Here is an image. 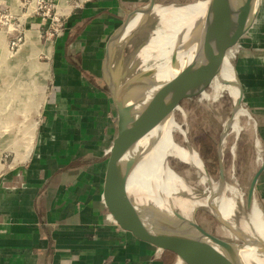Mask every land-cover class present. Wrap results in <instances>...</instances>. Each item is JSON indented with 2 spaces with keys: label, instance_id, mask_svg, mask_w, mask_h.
Segmentation results:
<instances>
[{
  "label": "crops",
  "instance_id": "1",
  "mask_svg": "<svg viewBox=\"0 0 264 264\" xmlns=\"http://www.w3.org/2000/svg\"><path fill=\"white\" fill-rule=\"evenodd\" d=\"M149 1H69L60 14L63 34L53 35L46 55L34 141L0 172V264H179L173 253L125 238L94 189L117 134V108L102 75L106 46L130 11L140 14ZM228 56L253 116V175L262 168L255 199L264 209V0Z\"/></svg>",
  "mask_w": 264,
  "mask_h": 264
},
{
  "label": "water",
  "instance_id": "2",
  "mask_svg": "<svg viewBox=\"0 0 264 264\" xmlns=\"http://www.w3.org/2000/svg\"><path fill=\"white\" fill-rule=\"evenodd\" d=\"M157 4L159 0H150L140 14L130 11L128 20L121 24L106 46L102 75L117 108L118 120L117 134L96 174V196L109 219L125 238L147 249L173 253L179 258V264H250L243 255L244 249L248 248V241L233 225L211 212L223 225L243 238L245 244H238L208 231L199 224L194 214L189 218L176 208L168 214L150 204L137 205L128 186V175L166 125L175 121L176 112L183 103L204 96L213 84L220 82L235 88L239 95L233 114L224 125L217 151L220 168L218 182L224 191L223 145L231 121L236 115L253 116L243 105V89L238 79L236 87L223 82V66L229 51L240 43L254 25L260 0H207L197 29L180 49L179 55L172 57L173 76L160 83L152 99L145 102L141 94L135 99L131 98L136 89L140 87L142 90L144 78L149 72L144 71L119 84L114 75L113 61L118 50L124 49L153 16ZM134 19L138 23L125 34L127 25ZM123 52L120 61L122 65L125 57ZM188 54H191L190 62L186 68H182V62L185 56L189 57ZM187 145L193 148L188 138ZM261 169L252 176L247 189L244 210L251 224L252 209L256 202L255 187ZM194 190L199 193V189ZM183 195L187 193L183 192ZM170 216L181 219L194 233L175 224ZM196 235L202 236V239Z\"/></svg>",
  "mask_w": 264,
  "mask_h": 264
},
{
  "label": "rangeland",
  "instance_id": "3",
  "mask_svg": "<svg viewBox=\"0 0 264 264\" xmlns=\"http://www.w3.org/2000/svg\"><path fill=\"white\" fill-rule=\"evenodd\" d=\"M69 1L80 0H0V172L6 160H11L15 153L17 159H21L29 148L30 141H34L36 116L43 101L37 110L32 104V98L45 90L48 79L40 73L38 67L48 61L46 55H48L49 41L55 35L51 34L54 31L51 26L57 27V23L53 24L49 19L50 15L45 16L44 13L52 3L56 7H53L51 14L60 15L71 7ZM200 2L204 3L207 0H159L161 5ZM203 10L204 8H201L196 15L200 16ZM159 29H165V24L160 15L154 12L125 48L118 50L113 61V71L119 84L138 76L153 65L154 60L143 62L140 50ZM122 52L125 55L123 65L120 64ZM228 61L234 67L229 56ZM234 75L237 76L235 70ZM141 92L139 87L131 99L139 97ZM234 109L235 101L231 92L225 87L219 90L213 84L204 96L185 101L175 115L176 123L183 127L182 130L177 128L174 130L175 140L188 147V138L190 145L197 150L205 169L215 182L220 180L218 146L225 122L232 116ZM238 124L241 130L236 132L230 127L223 145V165L227 186L225 189L228 192L226 194L232 195L238 203L234 215L235 223L244 227L248 232L247 235L250 236L254 234V230L246 225L249 218L244 206L247 201L248 185L254 172L251 161L255 154L252 141L253 122L251 117L241 114ZM169 165L191 187L199 189V193H196L198 197L204 198V195L211 192V184L192 164L170 156ZM184 196L191 197V195ZM253 211L252 220L257 222L259 227L263 226L264 213L261 208L257 205ZM193 214L199 224L208 231L238 244H245L243 238L223 225L209 209L198 207Z\"/></svg>",
  "mask_w": 264,
  "mask_h": 264
},
{
  "label": "bare ground",
  "instance_id": "4",
  "mask_svg": "<svg viewBox=\"0 0 264 264\" xmlns=\"http://www.w3.org/2000/svg\"><path fill=\"white\" fill-rule=\"evenodd\" d=\"M206 4L207 2L177 5L157 4L155 6L154 12L160 15L165 24V29H159L156 32V35L140 50L143 62L154 60L153 65L149 66L148 70H146L149 72V75L144 78L142 85L141 95L145 102H149L152 99L160 83L173 76L171 70L172 57L173 55H179L180 49L188 42V39L197 29L204 10L200 16H197L196 14L201 8L205 9ZM137 23V19L132 20L127 25L125 34L131 31ZM50 45L51 41H49V47L47 45L48 52L50 51ZM190 55L191 54H188L189 57L185 56L184 61L182 62V68H186L185 66L190 62ZM38 68L41 71L40 73H42L45 78H48V63L46 62ZM234 70L235 68L231 65L228 59H226L222 73L223 82L236 87L237 76L234 75ZM187 72L190 73V71ZM231 75L233 78H231ZM215 86L219 90H223L225 87L231 92L235 103L238 101L239 96L235 88L227 87L220 82H216ZM43 98L44 91L32 98V104L35 109L39 110ZM238 121L239 117L237 115L231 121V127L236 132L241 130ZM176 128L181 129V126L173 120L169 122L161 134H159L158 138L152 143L143 158L137 162L129 173L128 186L135 203L137 205L150 204L160 210L166 211L168 214L171 213L173 208H176L189 218L192 217L193 211L196 208H207L211 212H215L222 220L233 225L235 229L239 231V234L246 238L248 241V248L246 247L244 249L243 255L250 264H264V219L262 220L263 226L261 227H259L254 220H252L253 224L246 221L248 228L254 230L253 235L249 234L251 237H246L248 232L244 227L238 225L234 221V215L238 203L232 195L226 194L228 193L226 192V189L223 191L219 182L213 181V179L207 175V170L205 169L203 160L197 150L185 147L175 140L174 130ZM183 132L186 135L184 130ZM31 142L32 141H30V143ZM29 145L30 144H28V146ZM28 150L29 148L23 156L28 154ZM170 156L179 158L199 169L203 173L205 179L211 184V192L204 195V198H200V196L198 197L194 188L184 181L182 176L169 165ZM183 192L187 193V195H191V197L184 196ZM257 205L258 204L255 202L252 211L255 210ZM261 210L264 213L262 208ZM253 213L254 211L252 214ZM169 218L187 232L194 233L187 228L181 219L176 216H170ZM196 237L202 239V236L200 235H196Z\"/></svg>",
  "mask_w": 264,
  "mask_h": 264
},
{
  "label": "built area",
  "instance_id": "5",
  "mask_svg": "<svg viewBox=\"0 0 264 264\" xmlns=\"http://www.w3.org/2000/svg\"><path fill=\"white\" fill-rule=\"evenodd\" d=\"M41 5H42V3H41ZM53 7H56V5L51 3L47 7V10H46V12L44 14H45V16L50 15V18L49 19H51V21L53 22V24H54V22L57 23V27H52L51 26V28L54 30L53 32H51V34L52 35L53 34H55V35L56 34L61 35V34H63V26L61 24V17H60V15H58V13L57 14L55 13V15H53V13L51 14Z\"/></svg>",
  "mask_w": 264,
  "mask_h": 264
}]
</instances>
